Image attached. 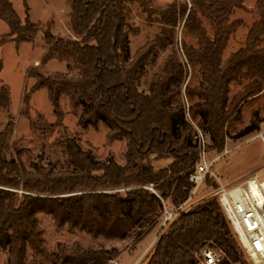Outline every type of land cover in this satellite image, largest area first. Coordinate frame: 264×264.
<instances>
[{"label": "trees", "instance_id": "16d2710c", "mask_svg": "<svg viewBox=\"0 0 264 264\" xmlns=\"http://www.w3.org/2000/svg\"><path fill=\"white\" fill-rule=\"evenodd\" d=\"M243 2L193 0L186 16L187 6L179 10L176 4L146 10L152 0H66L73 38L63 39L31 21L28 13L22 20L10 0H0V18L9 26L0 48L9 42H34L42 34L47 48L43 61L56 56L68 60L78 72L73 77L60 72L36 74L38 81L32 90H47L59 119L61 98L67 96L81 110L83 129L102 125L110 141L127 144L126 165L114 159L99 161L72 138L65 143L68 167L36 162L28 169L21 151L11 143L13 122L0 131V251L7 250L8 264H24L28 251L41 256L45 264H109L115 259L110 250L79 245L71 249L59 245L48 253L39 214L50 216L57 227L67 226L93 238L134 237L141 242L161 226L166 211L187 202L192 192L190 175L199 163L193 128L181 99L187 67L172 55L152 77L148 93L139 86L159 53L174 45L179 18L187 17L185 32L198 45L184 44V51L199 75L196 86L186 87L192 102L189 113L202 132L210 135L212 148L223 152L228 127L239 121L243 104L264 90L261 0L259 19L249 28L244 46L223 60L230 37L243 25L230 21ZM132 5L166 26L136 57L130 50V36L136 32L130 23ZM201 17L211 23V35ZM1 67L0 63V71ZM232 84L242 86L233 97ZM7 98V94L0 96V100ZM260 124L255 117L237 137L258 132ZM165 160L170 162L155 167ZM206 187L211 188L209 194L217 184L208 179ZM207 247L221 252L220 264H243L240 251L248 258L217 197L203 198L178 215L154 246L148 264H199Z\"/></svg>", "mask_w": 264, "mask_h": 264}, {"label": "rangeland", "instance_id": "374dc122", "mask_svg": "<svg viewBox=\"0 0 264 264\" xmlns=\"http://www.w3.org/2000/svg\"><path fill=\"white\" fill-rule=\"evenodd\" d=\"M258 1L244 0L243 6L237 9L230 21L239 20L243 25L230 37L223 53V60H227L233 53L244 46L249 28L259 19ZM264 6V0H261ZM18 14L25 19L27 7L32 21H41L45 11L43 4L55 8L58 15L50 17L48 23H41L49 28L55 37L63 39L73 38L68 26L69 7L64 0H11ZM65 2V3H64ZM66 4V8H62ZM193 0H152L146 5L156 9H167L176 4L179 10L187 6V14L191 10ZM131 25L134 32L130 36V50L132 57L155 37H157L164 26L155 15L148 18L138 6L132 5ZM186 18H179L175 27L174 45L159 53L155 64L148 67V73L141 80L139 90L148 93L149 83L154 74L161 72L168 58L175 55L178 60L187 67L184 82L182 84V101L186 110V118L193 128L194 141L200 154L201 150L206 151L209 160H214L213 171L221 178V182L232 185L250 176L255 170L264 167V90L256 98L243 104L239 121L228 127L223 152L212 148V141L208 133L202 132L198 123L193 121L189 108L192 102L186 96V87H194L198 84V68L190 66L184 51V44L197 46V40L185 32ZM203 26L208 33L212 34V26L208 19L201 17ZM169 29V27H167ZM9 32L8 25L0 18V39ZM264 47V43H263ZM47 48L44 44L42 34L35 38L34 42L17 44L9 42L0 48V96L7 94V101L0 100V131L10 121L13 122V133L11 143L14 148L21 151V160L26 168L31 164L40 162L57 164V168L69 166V156L65 151V143L69 139H76L84 150H89L99 161L114 159L119 165H126L127 144L126 141H110L108 130L99 125L97 128L83 129L79 125L81 110L75 108L67 96L61 98L62 118L59 119L48 99L45 88L32 90L38 81L36 74L64 73L70 77L77 76L78 72L68 60H62L56 56L48 61H43ZM5 89V92H4ZM242 90V86L232 84L230 96H235ZM29 96V102L25 98ZM257 114V115H255ZM260 121V130L245 137H237L238 133L251 126L255 120ZM262 134V136H261ZM201 136L205 139L206 145L200 147ZM170 160L155 163L156 168L167 165ZM211 188H202L192 201V204L204 198ZM176 209V208H175ZM174 209V210H175ZM173 210V211H174ZM180 215V214H179ZM178 216V215H176ZM159 228L141 242L129 237L125 240L93 238L89 234L77 230H70L67 226L57 227L54 220L45 214H39V226L43 232L44 248L48 253H53L59 245L71 249L74 245L83 248L110 250L116 255L113 262L117 264H148L154 246L159 241L163 232L176 220ZM216 250V249H215ZM218 251V250H217ZM220 252V251H218ZM221 253V252H220ZM7 250L0 251V264H8ZM240 260L243 264H253L240 251ZM198 259V257H197ZM199 261V260H198ZM24 264H45L41 256H34L28 251ZM199 264H201L199 262ZM240 264V263H238Z\"/></svg>", "mask_w": 264, "mask_h": 264}, {"label": "built area", "instance_id": "2783aa9c", "mask_svg": "<svg viewBox=\"0 0 264 264\" xmlns=\"http://www.w3.org/2000/svg\"><path fill=\"white\" fill-rule=\"evenodd\" d=\"M199 144L201 148L206 145L202 136ZM214 163V160L207 158L205 149L201 150L199 163L189 179L192 184L190 197L174 211L165 212L163 226L177 217L176 215L196 205L199 201L193 204L192 201L199 190L206 187L208 179L212 180L217 184V188L212 189L204 199L218 198L248 258L253 264H264V167L235 184L226 186L213 171ZM222 260V254L214 248L207 247L202 250L201 264H220Z\"/></svg>", "mask_w": 264, "mask_h": 264}, {"label": "crops", "instance_id": "0c3cea01", "mask_svg": "<svg viewBox=\"0 0 264 264\" xmlns=\"http://www.w3.org/2000/svg\"><path fill=\"white\" fill-rule=\"evenodd\" d=\"M11 1V0H10ZM64 1H66V0H64ZM65 3V2H64ZM64 3H63V6H62V8L64 7V9L66 8V4H65V6H64ZM25 6L29 9V7H28V5L25 3ZM43 9H44V11H45V14H44V17L43 18H41V21H33V22H36V23H48V21H50V17L52 18L53 16H55V15H58L59 14V12L58 11H56L55 10V8H53V7H50V5H47L46 3H44L43 5ZM15 8V7H14ZM16 10V9H15ZM18 13V12H17ZM28 14H29V11H28ZM19 15V14H18ZM20 16V15H19ZM20 18L22 19V20H25V19H23L21 16H20ZM26 18V17H25ZM29 18H30V16H29ZM30 20H31V18H30ZM32 21V20H31ZM6 23V22H5ZM7 24V23H6ZM8 28H9V26H8ZM9 33V32H8ZM7 33V34H8ZM6 35V34H5ZM4 36V35H3ZM47 91V90H46ZM48 96V95H47ZM258 170V169H257ZM256 171V170H255ZM254 171V172H255Z\"/></svg>", "mask_w": 264, "mask_h": 264}]
</instances>
